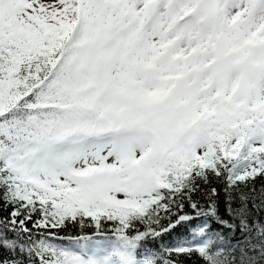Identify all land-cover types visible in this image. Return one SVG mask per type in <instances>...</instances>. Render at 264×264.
I'll use <instances>...</instances> for the list:
<instances>
[{
  "label": "snow or ice",
  "instance_id": "1",
  "mask_svg": "<svg viewBox=\"0 0 264 264\" xmlns=\"http://www.w3.org/2000/svg\"><path fill=\"white\" fill-rule=\"evenodd\" d=\"M0 264H264V0H0Z\"/></svg>",
  "mask_w": 264,
  "mask_h": 264
}]
</instances>
